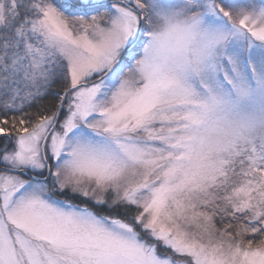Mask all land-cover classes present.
I'll list each match as a JSON object with an SVG mask.
<instances>
[{"label": "snow or ice", "instance_id": "obj_1", "mask_svg": "<svg viewBox=\"0 0 264 264\" xmlns=\"http://www.w3.org/2000/svg\"><path fill=\"white\" fill-rule=\"evenodd\" d=\"M0 264H264V0H0Z\"/></svg>", "mask_w": 264, "mask_h": 264}]
</instances>
